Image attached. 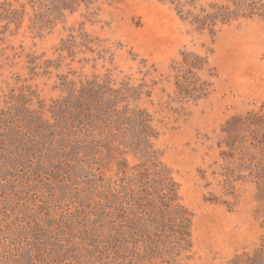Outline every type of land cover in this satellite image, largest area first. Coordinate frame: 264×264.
Returning <instances> with one entry per match:
<instances>
[{"label": "rangeland", "instance_id": "rangeland-1", "mask_svg": "<svg viewBox=\"0 0 264 264\" xmlns=\"http://www.w3.org/2000/svg\"><path fill=\"white\" fill-rule=\"evenodd\" d=\"M245 13L212 34L166 0H0V264L255 256L264 244V7ZM186 55L206 64L178 71ZM182 77L208 85L205 96L180 93ZM113 110L150 116L149 144L193 216L191 248L166 258L155 245L136 201L145 159L126 148L124 122L110 124ZM248 114L257 127L232 123Z\"/></svg>", "mask_w": 264, "mask_h": 264}, {"label": "trees", "instance_id": "trees-1", "mask_svg": "<svg viewBox=\"0 0 264 264\" xmlns=\"http://www.w3.org/2000/svg\"><path fill=\"white\" fill-rule=\"evenodd\" d=\"M172 5H176L178 14L189 21L199 31H209L216 33L219 23L227 24L233 19L244 16L249 12L254 14L264 7V0H225V4L213 3L208 9H200L195 13L192 9L198 0H166ZM263 5L260 7V5ZM206 64L204 59L186 55L183 65L178 71L185 70V66L193 68H202ZM193 73L190 72L189 74ZM208 85H197L188 79H179L178 87L182 94H202L205 96ZM114 115V116H112ZM111 118L110 124L116 123L112 118L117 117L124 123H119L118 127L124 128L125 133L130 136L131 143L126 146L127 149L137 153L145 164L135 168V177L138 182L139 192L136 198L137 203L141 206L145 216L149 218L148 222L153 224V229L157 232V243L166 258H169L173 252H181L192 246V214L179 204L178 185L170 177V174L162 167L157 158V153L149 140L154 137V130L150 126V116L147 112L125 110L123 113L108 115ZM257 115L248 114L246 117H237L232 123L237 127L256 125L261 122ZM128 122V123H127ZM259 122V123H258ZM229 124V123H228ZM264 125V123H263ZM229 127V126H228ZM231 135V133H229ZM264 183V176L258 174L257 177ZM135 201V202H136ZM154 250L155 247H154ZM151 252V248L148 251ZM264 256V244L254 257L244 255L237 258L233 264H261L259 258Z\"/></svg>", "mask_w": 264, "mask_h": 264}]
</instances>
